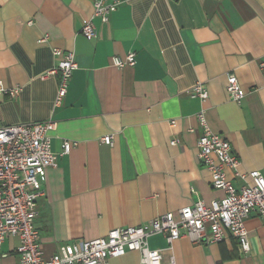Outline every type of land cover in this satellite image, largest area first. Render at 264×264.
Masks as SVG:
<instances>
[{
	"label": "crops",
	"instance_id": "crops-1",
	"mask_svg": "<svg viewBox=\"0 0 264 264\" xmlns=\"http://www.w3.org/2000/svg\"><path fill=\"white\" fill-rule=\"evenodd\" d=\"M92 12L90 0H0V82L21 89L15 98L0 97V127L56 124V166L47 170L35 218L47 258L61 245L147 227L220 198L197 159L201 111L208 128L229 142L239 170L264 176V0H126L106 23L94 19L96 35L86 40L81 30ZM42 36L46 42L38 43ZM52 49L72 52L77 64L59 106ZM128 53L134 67L111 66L113 56ZM227 74L245 94L240 104L224 92ZM196 83L207 90L204 102L189 94ZM64 142L70 152L60 157ZM225 174L243 185L231 170ZM245 228L246 255L229 236L168 246L155 235L148 247L174 264H264V224L253 215ZM18 245L17 237L0 244V264H18ZM109 264H140V255L127 252Z\"/></svg>",
	"mask_w": 264,
	"mask_h": 264
},
{
	"label": "built area",
	"instance_id": "built-area-1",
	"mask_svg": "<svg viewBox=\"0 0 264 264\" xmlns=\"http://www.w3.org/2000/svg\"><path fill=\"white\" fill-rule=\"evenodd\" d=\"M90 2L92 16L81 30L86 40L96 35L93 20L106 23L126 0ZM46 40L47 36H42L38 43ZM51 52L58 59L51 74L59 75L54 101V105L59 106L77 64L72 52L60 49ZM135 64L134 53L111 58V66L117 69ZM20 90L19 87L7 88L0 82V97L15 98ZM224 92L228 100L236 104L245 97L232 74L226 75ZM189 94L201 102L208 97L200 83L194 84ZM196 119L201 130L196 142L197 159L209 173L211 188L222 192L220 198L207 204L197 201L175 213L163 214L151 220L147 227L115 228L96 240L61 245L48 258L41 249L35 218L37 202L44 193L47 170L56 166L50 145L56 124L46 121L0 127V244L8 237L18 238V264H109L110 259L120 258L127 252H137L140 264H174L172 258L164 261L160 251L148 247V239L155 235H162L168 246L181 238H187L193 244H213L229 236L237 241L240 254L246 255L250 249L246 219L255 215L264 224V176L259 171L241 172L240 162L229 142L208 128L203 111L196 114ZM170 126H174V122H170ZM101 142L111 146L112 137L104 136ZM176 144V140H171V146ZM70 147L69 142H64L60 157L69 154ZM226 169L231 170L233 177L241 180L243 185L235 187L227 179Z\"/></svg>",
	"mask_w": 264,
	"mask_h": 264
}]
</instances>
